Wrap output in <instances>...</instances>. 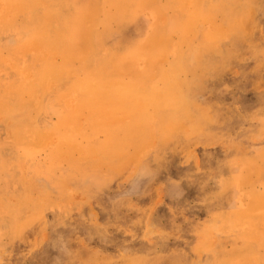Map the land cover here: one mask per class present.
<instances>
[{"label": "rangeland", "instance_id": "1", "mask_svg": "<svg viewBox=\"0 0 264 264\" xmlns=\"http://www.w3.org/2000/svg\"><path fill=\"white\" fill-rule=\"evenodd\" d=\"M0 264H264V0H0Z\"/></svg>", "mask_w": 264, "mask_h": 264}]
</instances>
